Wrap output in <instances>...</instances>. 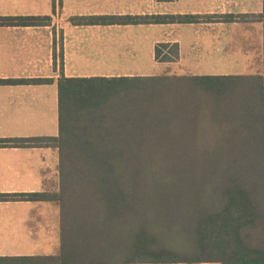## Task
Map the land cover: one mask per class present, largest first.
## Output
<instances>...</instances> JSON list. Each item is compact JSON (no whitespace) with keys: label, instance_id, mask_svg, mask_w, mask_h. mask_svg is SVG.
I'll use <instances>...</instances> for the list:
<instances>
[{"label":"trees","instance_id":"16d2710c","mask_svg":"<svg viewBox=\"0 0 264 264\" xmlns=\"http://www.w3.org/2000/svg\"><path fill=\"white\" fill-rule=\"evenodd\" d=\"M212 18L70 21L187 24ZM260 18L264 26V12ZM49 23L50 16L0 17V25ZM178 57V44L156 45L158 62ZM49 81L0 79V85ZM58 84L59 135L0 138V147L58 148L60 190L0 193V201L59 204L61 252L0 257V264H264V72L62 76Z\"/></svg>","mask_w":264,"mask_h":264},{"label":"crops","instance_id":"0c3cea01","mask_svg":"<svg viewBox=\"0 0 264 264\" xmlns=\"http://www.w3.org/2000/svg\"><path fill=\"white\" fill-rule=\"evenodd\" d=\"M263 12L264 0H0V17H51L47 25H0V79H51L0 85V138L57 137L62 76H154L160 64L206 62L205 57L222 53L221 48H237V43L248 44L238 53L244 57L240 61L260 62ZM155 14L213 18L187 24L70 21L78 16ZM226 16L232 21H225ZM161 42L178 44L179 57L158 62L156 45ZM256 54L257 60L250 58ZM112 63L122 68L105 67ZM59 164L55 147H0V193L59 192ZM60 252L59 204L0 201V257Z\"/></svg>","mask_w":264,"mask_h":264},{"label":"rangeland","instance_id":"374dc122","mask_svg":"<svg viewBox=\"0 0 264 264\" xmlns=\"http://www.w3.org/2000/svg\"><path fill=\"white\" fill-rule=\"evenodd\" d=\"M247 45V43H237V45L234 46H238L237 48L230 49L229 51L225 52H223L224 48H221L222 53H218L212 58L205 57L206 62H201L198 64L191 62L186 64L176 63L173 64L174 67H165L164 64H160V66L156 68V75H238L245 73H263L264 52L262 54V57L259 58L260 62H255V64L244 63L240 61L241 59H244V57H241L238 53L241 49L245 51L247 49ZM250 58L257 60V54ZM105 67H108L111 70H119L120 68H122V64H105Z\"/></svg>","mask_w":264,"mask_h":264}]
</instances>
